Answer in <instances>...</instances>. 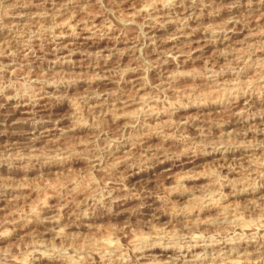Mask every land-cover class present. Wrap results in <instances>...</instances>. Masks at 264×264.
Returning <instances> with one entry per match:
<instances>
[{
	"label": "rangeland",
	"instance_id": "1",
	"mask_svg": "<svg viewBox=\"0 0 264 264\" xmlns=\"http://www.w3.org/2000/svg\"><path fill=\"white\" fill-rule=\"evenodd\" d=\"M0 264H264V0H0Z\"/></svg>",
	"mask_w": 264,
	"mask_h": 264
}]
</instances>
